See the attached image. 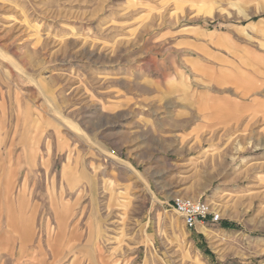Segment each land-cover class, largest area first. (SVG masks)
Wrapping results in <instances>:
<instances>
[{
    "label": "rangeland",
    "instance_id": "374dc122",
    "mask_svg": "<svg viewBox=\"0 0 264 264\" xmlns=\"http://www.w3.org/2000/svg\"><path fill=\"white\" fill-rule=\"evenodd\" d=\"M0 264H264V0H0Z\"/></svg>",
    "mask_w": 264,
    "mask_h": 264
},
{
    "label": "built area",
    "instance_id": "2783aa9c",
    "mask_svg": "<svg viewBox=\"0 0 264 264\" xmlns=\"http://www.w3.org/2000/svg\"><path fill=\"white\" fill-rule=\"evenodd\" d=\"M174 210L183 217L187 228H195L199 223L205 224L209 219L217 223L220 215L213 213L210 207L201 200L186 197H175L173 199Z\"/></svg>",
    "mask_w": 264,
    "mask_h": 264
},
{
    "label": "bare ground",
    "instance_id": "6f19581e",
    "mask_svg": "<svg viewBox=\"0 0 264 264\" xmlns=\"http://www.w3.org/2000/svg\"><path fill=\"white\" fill-rule=\"evenodd\" d=\"M205 232H206V234H208L207 230Z\"/></svg>",
    "mask_w": 264,
    "mask_h": 264
},
{
    "label": "crops",
    "instance_id": "0c3cea01",
    "mask_svg": "<svg viewBox=\"0 0 264 264\" xmlns=\"http://www.w3.org/2000/svg\"><path fill=\"white\" fill-rule=\"evenodd\" d=\"M42 247V246H41Z\"/></svg>",
    "mask_w": 264,
    "mask_h": 264
}]
</instances>
